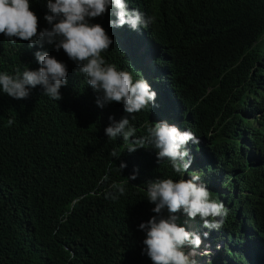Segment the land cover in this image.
Returning a JSON list of instances; mask_svg holds the SVG:
<instances>
[{
  "label": "trees",
  "instance_id": "trees-1",
  "mask_svg": "<svg viewBox=\"0 0 264 264\" xmlns=\"http://www.w3.org/2000/svg\"><path fill=\"white\" fill-rule=\"evenodd\" d=\"M46 3L31 0L40 30L49 27ZM131 5L154 18L151 32L141 28L149 62L99 18L93 22L114 41L103 55L157 92L152 108L131 120L137 135H147L150 122L167 121L200 139L199 145H188L194 156L189 172L182 176L167 160L157 163L151 144L129 153L122 138L108 139L109 116L118 122L126 115L123 106L99 108L96 94L63 50L13 44L0 35V72L37 70V51L68 66L61 101L43 95L40 86L21 101L0 92V264H151L141 254L145 234L138 230L154 215L147 182L189 178L193 171L230 213L220 230L182 213L181 225L209 232V241L228 234L223 246L234 258L229 242L237 197L212 188L207 175L216 172L219 186L233 184L232 177L251 182L255 203L245 201L240 208L260 245L249 249L264 255V0H131ZM9 119L15 121L11 126ZM113 149L119 160L110 155ZM121 162L127 164L122 171ZM136 169L138 178L128 183ZM105 174L109 180L101 183ZM114 182L125 194L106 199ZM229 258L221 251L211 264H234Z\"/></svg>",
  "mask_w": 264,
  "mask_h": 264
},
{
  "label": "clouds",
  "instance_id": "clouds-1",
  "mask_svg": "<svg viewBox=\"0 0 264 264\" xmlns=\"http://www.w3.org/2000/svg\"><path fill=\"white\" fill-rule=\"evenodd\" d=\"M46 7L49 14H46L44 19L49 27L40 30L39 17L31 10V0H0V35L13 44L27 42L30 48H44L49 45L54 46L56 52L63 50L96 94L95 102L99 108L103 109L114 103L123 106L126 115L118 122L113 116H109L110 124L104 130L108 139L122 138L129 153L144 148L146 143L151 144L157 153V163L167 160L175 173L182 176L188 173L194 162L188 145H199L200 139L195 133L189 130L181 131L179 127L167 121L150 122L147 135H137V129L131 120L135 119V114L152 108L157 99V92L143 77L134 78L132 72L119 69L116 64L105 59L103 54L108 52L114 41L100 23L93 22L99 18L109 21L110 26L117 28L124 40L129 42L134 53L142 56L148 63L150 56L144 54L147 49L145 32H151L149 27L154 23V18L146 16L138 8H132L131 0H47ZM138 39H141L139 44L136 42ZM34 55L39 64L37 70L26 68L23 72L17 70L15 74L0 72V92L21 101L29 99L31 90L40 86L43 95L56 102L61 101V89L68 83L67 64L47 51H37ZM14 123L13 119L8 120L9 126ZM196 153L198 155V152ZM110 155L117 160L121 156L115 149ZM118 168L122 171L127 168V164L121 162ZM247 177H250L249 174ZM137 178L138 169L126 179L129 183ZM108 180L109 176L105 174L101 183ZM110 187L113 191L105 193L106 199L117 200L125 194L126 189L121 184L114 182ZM246 191L249 193L246 194ZM231 192L236 197L241 195L242 198L246 195L249 201L252 197L255 198L252 189H241L238 181ZM147 201L154 206V215L147 222L140 223L138 230L145 234L141 254L146 255L151 264H198L197 255H214L210 250L211 246L203 243L209 232H204L202 239L200 233L189 231L180 223L182 213L192 220L199 217L206 229L220 230L229 216L230 209L222 200L213 198V193L207 184L201 181L197 172L193 171L189 178L179 180L159 178L148 181ZM240 207L236 218L242 223L244 215ZM250 230L243 221L240 231H245L249 246L256 251L255 246L259 248L260 245L257 242L254 245L253 239L249 237L252 233ZM235 236L233 233L232 238ZM228 240L229 235L226 234L225 240L217 239L214 243L215 245L221 242L222 245H217V250L221 247L223 255L227 258L229 255L224 249L223 241ZM202 245L204 250L198 253L197 250L201 249ZM249 246H242L244 250L237 252L230 245L232 251L239 255L240 262L234 259L236 254L234 258L229 259L234 264H253L251 261L264 264V255L257 256L252 250V256ZM236 247L238 249L239 244ZM208 264H211L210 260Z\"/></svg>",
  "mask_w": 264,
  "mask_h": 264
},
{
  "label": "rangeland",
  "instance_id": "rangeland-1",
  "mask_svg": "<svg viewBox=\"0 0 264 264\" xmlns=\"http://www.w3.org/2000/svg\"><path fill=\"white\" fill-rule=\"evenodd\" d=\"M158 66H160L161 68L163 66H165V64H163L162 62H158ZM216 172H213L211 171L210 173H208L207 177H209L210 179V185H214L212 188H215L217 190H220L222 192H225V193H229L233 190L234 188V185H235V182L237 181V179L235 180L234 177H232V180H234L233 184H229L227 185L225 188H222L221 186H219L217 183H218V179H219V175H215ZM250 177H252V175L250 174ZM209 185V187H210ZM241 185V189H246V190H250L251 186L253 185L251 182L249 184V182L245 183V184H240ZM234 193H236V191H234ZM244 193V192H243ZM246 194L249 193V192H245ZM244 193V194H245ZM237 194V193H236ZM235 194V195H236ZM236 201L234 202L235 204H237V207L236 209H238L240 207V205H243V203L246 201L247 203H251V204H254L255 203V200L253 199V197L251 198V200H247L246 199V195H243L242 196V199H241V195H239L237 198H235ZM232 200V199H231ZM244 220H242V223H243ZM241 221L240 220H237V218L235 217V219L232 221V225H234V229L233 231L231 232L232 234L235 233L236 236L235 238H232L231 241L229 242L230 244L232 243V248L234 250H236L237 252H239V250H244L242 249V246H249L250 242L249 240L246 238V233L245 231H240V227L242 225ZM240 225V227H239ZM231 231V230H230ZM201 236L203 234V232L200 233ZM249 237H251L254 241V245L256 244V240L254 239V233H250L249 234ZM212 240H208V239H204L203 240V243L204 245H210L211 248V252L214 253V255H212L211 257H208V256H200V255H197L196 259L198 260V264H208V261L210 260L211 263L212 262H215V258L216 256L219 254V252L221 251V247L219 248V250H217V245H222L221 242H217L215 245L213 244L212 245V241H217L218 240H221L222 238H220V236H212L211 237ZM202 239H203V236H202ZM237 244H239V247L237 249ZM204 250V247L202 245L201 249H198L197 252L199 253L200 251H203ZM236 252V258H234L237 262H240L239 260V255L237 254ZM252 256H253V251H252ZM225 257V256H224ZM227 258V257H225ZM233 258V257H232ZM255 258V257H254ZM256 259V258H255ZM245 261V260H244ZM253 264H257L256 262H253L251 261ZM244 264H246V262H244Z\"/></svg>",
  "mask_w": 264,
  "mask_h": 264
}]
</instances>
